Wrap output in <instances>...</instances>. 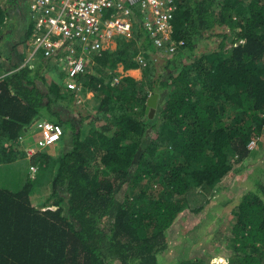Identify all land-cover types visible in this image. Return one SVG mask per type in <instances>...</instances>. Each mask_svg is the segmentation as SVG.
<instances>
[{"label":"trees","instance_id":"1","mask_svg":"<svg viewBox=\"0 0 264 264\" xmlns=\"http://www.w3.org/2000/svg\"><path fill=\"white\" fill-rule=\"evenodd\" d=\"M177 3L172 33L185 43L176 52L157 49L139 29L138 36L119 37L117 48L97 55L94 67L80 76L82 93L93 92L88 101L94 111L85 136L84 118H70V150L29 155L24 148L0 161V264H156L179 214L205 209L219 182L252 159L249 144L264 135V0ZM5 12L0 5V22H6ZM216 24L230 28L221 33L220 48L187 62L199 36ZM2 25L3 34L8 24ZM139 39L145 50L164 54V70L149 81L124 75L111 84L113 77L107 80L100 71L120 62L138 67ZM16 66L0 78L9 147L38 114L49 111L54 117L47 120L67 124L53 104L77 100L61 79L45 81L44 91L35 83L45 79L39 68ZM143 66L147 73L154 69L151 61ZM154 91L159 102L151 116L146 108ZM37 162L55 171L50 194L40 199L34 193L43 175L31 177ZM9 171L21 174L11 185L3 180ZM234 210L226 264H264L263 179ZM211 258L186 256L174 264H218Z\"/></svg>","mask_w":264,"mask_h":264},{"label":"built area","instance_id":"2","mask_svg":"<svg viewBox=\"0 0 264 264\" xmlns=\"http://www.w3.org/2000/svg\"><path fill=\"white\" fill-rule=\"evenodd\" d=\"M177 6V0H29L27 55L15 69L41 62L53 64L65 75V88L81 101L85 82L80 76L94 67L97 55L116 49L119 37L138 36L140 29L157 49L168 54L182 47L185 41L172 33ZM137 48L135 59L145 65L146 51L142 44ZM120 78L114 76L111 84L119 83ZM38 126L40 148L58 142L64 135L61 123L45 119ZM26 149L29 155L37 152L31 146ZM35 170L32 164L31 171Z\"/></svg>","mask_w":264,"mask_h":264},{"label":"rangeland","instance_id":"3","mask_svg":"<svg viewBox=\"0 0 264 264\" xmlns=\"http://www.w3.org/2000/svg\"><path fill=\"white\" fill-rule=\"evenodd\" d=\"M0 25H2L3 27L5 25V22H0ZM223 32L230 33V28L227 24H223L220 26L216 24L213 29L205 31L201 36H199L197 40L194 54L191 56H185V60L187 62H190L195 59L196 55L199 56L205 52L210 53L218 50L223 39V36L221 35V33ZM141 44L142 40L140 43L136 42L135 46L139 47ZM226 44H228V46L231 45L229 39L226 40ZM145 51L148 57V62L151 61V64H153L154 66L153 71H151L150 69L147 73L143 65H139L138 67H128L120 62L113 70L107 66H104L103 68L106 69H103L102 71H100V73H105V78L107 80L114 76L122 77L124 75H132L136 79H142L146 81H149L151 76H153L152 78L154 79L160 75V72L162 70H164V67L161 66L165 60V58L163 57L164 54L158 50L147 51L146 49ZM61 74L62 79L60 85L65 87V75L63 73ZM88 93L89 92H87L86 94L81 93V97H83L81 98L82 100L76 101L75 103V117L84 118V121L82 123L83 136L88 133V130L91 126V124L89 123V120L91 118L89 114L94 111L93 105L89 102L93 98V92L89 94ZM90 94L91 97L88 98L89 101H85L86 95ZM46 114H48L47 118H49L50 116L54 117L49 111H47ZM67 125L68 126L63 125L64 135L62 139L57 143L44 148H40L39 146H37L36 139V141H32L33 149L37 150V152H40L42 150H48L49 152L54 151V155L59 154V152L61 151L70 150L73 147V128L71 127V123L68 122ZM36 128L41 130L39 126ZM29 134L32 135V133ZM252 151V159L249 158L247 159L248 161L242 162L239 165L238 169L232 170L219 182L218 186L221 189L210 196V202L207 204L205 209L200 212H193L189 208H186L179 214V218L171 227L167 229V247L164 250L160 251L158 255L159 260L156 264H174L180 257H197L207 255L209 257L212 256V258L210 259L211 262H213L215 258V261L218 264H226L229 261V259H227V253L230 250L228 241L231 237L230 232L232 221L236 217L234 207L238 203L239 198L244 193H246L253 186L256 187L258 180H264V172L259 173V171H261L262 169H258L262 167L264 170V135H262L258 139H255V142L252 145ZM36 164L38 165L37 170L36 172L31 173V177L35 178L38 171H40L43 175L40 176L38 184L35 188L36 191L34 193L35 198L40 199L50 194L52 188L51 182L55 171L50 173L48 169H41L39 167L40 163L37 162ZM56 167L57 162L55 164V168ZM9 172H6V175H3V180H9L8 184L11 185L12 179H15L21 174H18L19 172L17 171ZM5 176H7V178ZM62 193L68 196L67 189L64 186L62 189ZM52 201L53 199H50V202ZM112 264H119V262L114 261Z\"/></svg>","mask_w":264,"mask_h":264},{"label":"crops","instance_id":"4","mask_svg":"<svg viewBox=\"0 0 264 264\" xmlns=\"http://www.w3.org/2000/svg\"><path fill=\"white\" fill-rule=\"evenodd\" d=\"M0 5L6 10L5 12V32L0 33V78L8 75L17 64L19 65L27 55V41L30 38V15H29V0H0ZM2 46V47H1ZM39 68L41 74L45 75V79L36 78L35 83L46 91V84L54 80L62 79L61 71L53 64H47L45 62L38 63L35 69ZM57 75V76H56ZM57 77V79H56ZM25 81V80H24ZM28 84V83H27ZM30 88L34 87V84H29ZM65 88V87H64ZM66 89V88H65ZM89 92V91H88ZM91 93V92H89ZM88 93V94H89ZM93 94V93H92ZM90 95H86L85 101H88ZM75 99H60L53 104V107L60 111L63 119L68 121L75 116L76 112ZM84 103V102H83ZM52 114V113H51ZM38 116H44V114H38L34 117L31 123L25 124L20 129L19 143H15L12 147H9L8 142L9 135H6V130L2 125L3 117H7L6 113L0 109V161L4 160V157L14 156L20 150H23L27 146H32V141H36L40 130L34 126V121ZM68 124V123H67ZM63 124L64 126H68ZM38 127V126H37ZM22 130H24L22 132ZM29 133H32L30 135ZM33 138V139H32ZM36 144V142H35ZM53 145V144H52ZM23 152V151H22ZM26 152V151H25ZM4 155V156H3ZM5 157V159H6ZM33 163V162H31Z\"/></svg>","mask_w":264,"mask_h":264},{"label":"water","instance_id":"5","mask_svg":"<svg viewBox=\"0 0 264 264\" xmlns=\"http://www.w3.org/2000/svg\"><path fill=\"white\" fill-rule=\"evenodd\" d=\"M158 102H159V92L154 91L148 97L147 108H146L147 112H149L151 116L155 113L156 108L158 106ZM43 120H45L44 116H38L37 119L34 121V126L37 127L39 123L42 122ZM23 131L24 130H22V132Z\"/></svg>","mask_w":264,"mask_h":264},{"label":"clouds","instance_id":"6","mask_svg":"<svg viewBox=\"0 0 264 264\" xmlns=\"http://www.w3.org/2000/svg\"><path fill=\"white\" fill-rule=\"evenodd\" d=\"M89 92H90V91H89ZM61 139H62V138H61ZM61 139H60V140H61ZM56 143H57V142H56ZM54 144H55V143H54ZM26 150H27V149H26Z\"/></svg>","mask_w":264,"mask_h":264}]
</instances>
